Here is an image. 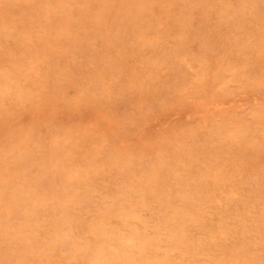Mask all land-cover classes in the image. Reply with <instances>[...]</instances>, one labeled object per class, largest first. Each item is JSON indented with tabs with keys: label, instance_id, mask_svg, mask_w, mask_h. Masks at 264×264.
Here are the masks:
<instances>
[{
	"label": "rangeland",
	"instance_id": "374dc122",
	"mask_svg": "<svg viewBox=\"0 0 264 264\" xmlns=\"http://www.w3.org/2000/svg\"><path fill=\"white\" fill-rule=\"evenodd\" d=\"M0 264H264V0H0Z\"/></svg>",
	"mask_w": 264,
	"mask_h": 264
}]
</instances>
